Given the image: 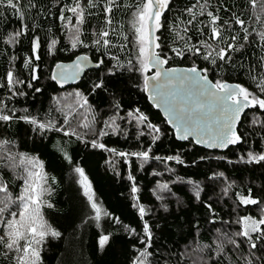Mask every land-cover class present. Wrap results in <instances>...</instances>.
<instances>
[{
	"label": "snow or ice",
	"instance_id": "obj_1",
	"mask_svg": "<svg viewBox=\"0 0 264 264\" xmlns=\"http://www.w3.org/2000/svg\"><path fill=\"white\" fill-rule=\"evenodd\" d=\"M175 3L0 0V264H49L53 242L64 238L49 215L58 210L59 182L36 149L21 150V124L24 138L33 144L39 139L42 147L49 134L62 137L52 146L77 177L90 209L82 225L92 222L100 230L101 251L127 243V236L134 241L127 264H264V0H189L181 8ZM175 61L187 66H172ZM89 66L99 74L89 77L84 90L57 91L43 112L27 106L30 96L45 91L36 86L44 72L64 89ZM125 73L163 114L162 122H153L140 107L124 106L122 94L111 90V78ZM98 91L110 97L106 109L90 101ZM113 136L128 147L109 146L105 138ZM166 138L186 142L188 151L156 154ZM73 142L107 153L105 164L116 175L119 163L128 166L136 227L102 208L69 151ZM197 146L220 152L197 154L192 166L224 161L253 177L252 186L241 187L226 171L210 169L206 180L213 191L220 182L219 199L227 197L219 211L214 206L219 199L202 198L201 182L170 166L189 167L185 156ZM151 161L163 164L154 177H170L157 179L151 189L159 202L155 211L141 202L132 171ZM175 185H188L191 197L179 196ZM193 201L203 208L202 218L181 215L191 212ZM160 211L174 216L180 237L191 242L166 247L158 240L160 221L166 222ZM106 224L117 228L108 231Z\"/></svg>",
	"mask_w": 264,
	"mask_h": 264
},
{
	"label": "trees",
	"instance_id": "obj_2",
	"mask_svg": "<svg viewBox=\"0 0 264 264\" xmlns=\"http://www.w3.org/2000/svg\"><path fill=\"white\" fill-rule=\"evenodd\" d=\"M188 2L189 0H176L175 7L181 8ZM87 54L89 56L94 55L93 52H88ZM67 61V58H65V62ZM172 66L184 67L187 66V62L175 61ZM41 67L43 69L44 65ZM0 71H2V68H0ZM98 74L96 70L90 69L86 71L82 79L75 85L60 89L54 82L47 80V73L44 72L36 86L43 87L45 91L43 94H36L35 99L30 96L27 100V106L33 110L41 109V112H43L48 107L49 98L52 95H56L57 91H71L77 86L84 90L88 85L89 77L95 79ZM128 76L129 74L125 73L119 80L111 78L109 83L111 90L114 93L122 94L121 99L124 106L127 107L131 105L133 107H140L150 114L153 122H162V114L151 106V103L147 100L146 94L133 87L135 77L132 81H129ZM54 89L56 91H54ZM109 100L110 97L107 93L99 91L96 95L90 97V101L97 106V110L106 109ZM165 127L167 126L165 125ZM25 131H27L26 127L21 124L19 128L21 150L32 151L36 149L41 154V158L47 162V170L55 175L59 182L54 197L58 210H49V215L56 226L64 232V238L58 242H53L52 250L48 253L49 264H58V260L66 261L68 264H127L132 252V243H134L130 237L124 236V240L128 242L122 244L120 247L101 251L97 244L100 230L97 229L92 222L82 225V221L90 214L86 198L83 196L79 185L75 182L77 177L75 173L72 172L71 166H69L66 161H62L60 154L52 146L54 141L60 140L62 137L58 134H49V139L43 141L46 147H42L39 139H37L35 144H33L31 140H26L24 138ZM105 140L111 147L121 149L128 147V144L125 143L122 137L113 136L111 139L106 137ZM69 151L73 155L74 161L78 162L80 166L85 169V173L92 182L96 198L102 205V208L111 212L114 216L120 217L125 223H130L132 226L136 227L138 225V217L136 210L131 207L130 182L127 180L129 171L128 166L119 163L116 169L119 175H116L115 172L105 164V160L108 158L107 153L98 149L93 150L91 148H85L84 145L79 142H73ZM155 151L156 154L159 155L171 154L174 151L187 152L188 146L186 142L174 141L166 138L163 144H158ZM205 151L212 154L220 152L202 149L197 146L185 156L186 162L190 165L189 167L185 168L184 166H179L174 162H170V166L177 168L178 174L183 175L185 179L191 178L201 182L202 187L205 189L202 193L203 199L207 201L208 198L211 197L213 200H218L221 195L220 188L222 184L217 182L215 191H213L212 182L206 180V174L210 175V169L226 171V175H229L231 179H235L237 184L241 187L245 185L252 186L250 181H252L253 177L243 169V166L233 168L231 165H226V162L217 160L200 161L198 166H192V159L195 158L197 154H203ZM233 151L238 153L239 149ZM230 158L235 159L236 157L230 153ZM162 170L163 164L157 161H151L149 164H146L142 170L138 169L135 165H133L132 169L133 174L137 178L138 186L141 188V202L153 207L154 211L158 208L159 202L152 196L151 189L155 186V181L157 179L170 178L168 173H165L163 178L154 177L152 175L153 171ZM255 183L259 184V180H256ZM172 187L173 191L186 201L191 197V189L188 185H175ZM225 200H227V197L219 199V203L214 205L217 207L218 211L221 205H224ZM202 213L203 208L193 201L191 212L182 213L181 215H194L202 218ZM157 215L166 217V222L165 220L160 221L163 227L157 233V239L164 243L166 247H172L173 242L177 240L180 241L181 246L185 242H191V239L186 241L180 237V229L176 227L174 216H169L162 211L157 212ZM105 227L108 231H115L117 228L115 225L108 227L107 224ZM184 231L191 237L192 233L187 225H185ZM203 239L206 240L207 237Z\"/></svg>",
	"mask_w": 264,
	"mask_h": 264
},
{
	"label": "water",
	"instance_id": "obj_3",
	"mask_svg": "<svg viewBox=\"0 0 264 264\" xmlns=\"http://www.w3.org/2000/svg\"><path fill=\"white\" fill-rule=\"evenodd\" d=\"M68 62V61H67ZM181 67V66H180ZM90 69H92L91 68V66H89V68L88 69H86V71H88V70H90ZM86 71H85V73H86ZM84 76V75H83ZM82 76V77H83ZM82 79V78H81ZM77 82H79V81H77ZM77 82H69V84H67V85H65V87L64 88H66V87H69V86H72V85H75ZM156 109V108H155ZM157 111H159L158 109H156ZM160 112V111H159ZM161 113V112H160ZM162 114V113H161ZM162 116H163V114H162ZM181 142V141H180ZM210 151H220V150H210ZM226 151V150H225Z\"/></svg>",
	"mask_w": 264,
	"mask_h": 264
}]
</instances>
